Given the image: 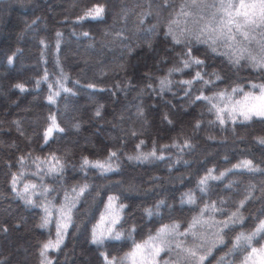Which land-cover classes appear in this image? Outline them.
I'll return each mask as SVG.
<instances>
[{
    "label": "trees",
    "instance_id": "obj_1",
    "mask_svg": "<svg viewBox=\"0 0 264 264\" xmlns=\"http://www.w3.org/2000/svg\"><path fill=\"white\" fill-rule=\"evenodd\" d=\"M191 2L0 0V89L6 91L5 97L0 94V264H41L43 244L56 239V209L65 203V195L71 198L72 189L84 184L88 190L72 210L73 223L60 249L48 250L52 264H105V253L120 261L134 242L146 241L165 225L178 223L183 233L202 210L208 219L223 221L238 208L242 220L226 230L225 244L217 246L212 264L220 257L224 264H241L246 253L230 252L233 238L252 232L264 220V144L259 142L264 118L233 121L223 107L221 124L218 98L223 93L232 104L253 83L264 85V71L239 51V45L247 48L245 43L229 48L219 41L213 45L206 35H189L185 29L192 28V17L181 7L196 11ZM95 5L103 6L102 16H85ZM188 48L202 65L183 66ZM197 71L203 80L193 79ZM201 92L209 99L197 100ZM53 116L63 132L54 129L45 142ZM153 150L156 156L143 158ZM112 152L119 167L111 172L83 165V157L104 162ZM52 153L64 162L62 173L47 171L44 160ZM244 160L257 167H234ZM209 170L217 177L228 171L202 190L199 181ZM25 184L36 185L35 203L17 195ZM109 196L120 209L115 232L121 235L98 244L92 231L107 214ZM48 202L56 207L52 221L41 227L44 209L39 205ZM5 206L15 212L6 214ZM262 237L254 238V246L264 244ZM185 238L176 237L197 243L195 237ZM178 252L175 245L166 248L158 257L160 264L175 260Z\"/></svg>",
    "mask_w": 264,
    "mask_h": 264
},
{
    "label": "snow or ice",
    "instance_id": "obj_2",
    "mask_svg": "<svg viewBox=\"0 0 264 264\" xmlns=\"http://www.w3.org/2000/svg\"><path fill=\"white\" fill-rule=\"evenodd\" d=\"M184 7L187 6L181 7L182 13L186 16L192 17V28L185 29V31H187L189 35H195L197 39L206 35L207 39L211 41L213 45L219 41L227 45L229 48H232L240 43L251 44L255 41L256 34L259 32L262 37L261 42H264V0H219L218 3L214 2L211 4H202L199 3L198 0H192L190 7L196 11L183 12ZM103 12V6L95 5L93 8L88 9L84 15L100 17ZM171 31V26H169V32ZM212 50L216 51V48L213 47ZM239 51L243 52L245 49L240 48ZM185 55L188 57L182 61L185 68L189 67L190 64L199 66L204 63L198 57H193L191 55V48L187 49ZM12 59V56L8 57L9 63L12 62ZM250 59L253 62V67L258 68L260 71H264V57L257 59L254 56H250ZM236 63H239V60H237ZM175 70L180 71V69ZM44 78L47 79V76ZM216 78L219 79V76L217 75ZM193 79L203 80V77L201 76V73L197 71ZM183 83L191 85L192 81H184ZM205 83H211V81H206ZM164 84L165 81L161 80V85L163 86ZM59 86L63 88L62 83H60ZM16 87L22 89L24 85L18 84ZM49 87H51V85ZM89 87H94V85H89ZM253 87H256V85H253ZM65 91L70 90L65 89ZM235 91L236 89H233V92ZM53 95H59V92H55ZM53 95H49L48 99L53 100ZM220 95L223 96L224 94L220 93ZM201 97L205 100L209 99V97L203 96L202 92L200 96L196 97V99H201ZM225 107L228 106L226 105ZM138 112L142 115L143 109H138ZM223 112L224 108H217V119L221 124L225 122L222 115ZM96 114L100 115L99 110H97ZM228 115L233 121H235L237 116L242 117L243 120H251L254 117L264 118V85L260 86L259 95L248 92L244 93L242 99L234 101L228 110ZM197 125H199V122H197ZM54 129L63 132V128L60 127L53 116L51 117V123L44 132L45 142H47L48 138L52 136ZM259 142L264 144V138H259ZM184 144L185 146L191 147L190 141L188 140H185ZM115 155V152L110 153L109 157L104 162L100 160L90 161L87 157H83V165L91 164L102 172H111L119 167V165L112 162V157ZM142 155L144 159H147L148 156H156V152L153 150L151 153ZM133 158L140 159L141 157H129V159ZM24 159V157H20L21 162H23ZM36 159L39 160L40 158L37 157ZM44 162L48 165L47 171L49 173H62L64 170V162L56 156L55 153L46 157ZM242 166L249 168L257 167L252 160H244L241 164H237L234 167ZM37 167L39 168V164H37ZM212 171L213 170H209V172L199 181L202 190H204V186L207 185V182L210 179H219L220 177H223L228 170L221 172L220 177L213 176ZM16 179V176L13 175L12 187L14 190L16 187ZM88 187L87 184H84L78 186V188H73L72 192L74 195L71 198L65 195V203L56 209V212L58 213L56 218V239L54 241L48 240L43 244L41 249L43 260L41 264H52L51 259H49L47 255L48 250L60 249L64 237L67 235V230L73 223L72 210L79 201V198L88 190ZM35 190L36 185L25 184L24 188L20 192H17V195L21 196L26 203L32 204L35 203L32 200ZM47 190V188L44 189L45 192H47ZM186 195L188 201L192 202V194L187 193ZM248 198L249 197L246 196L244 200L239 202L240 207L244 206V203ZM108 199L110 207L114 197L109 196ZM39 206L44 209V216L42 217V223L40 226L46 227L52 221L53 208L56 206L51 204V202ZM207 207L208 206L206 205L205 208ZM212 207L214 209L215 205L213 204ZM238 212L239 208L237 211L232 212L223 221L217 222L219 227L212 233L211 239L205 234H198L196 231H193L196 224L201 222L195 218L192 224H190L183 233L179 232L180 225L178 223H173L171 226L165 225L155 236H149L146 241L142 243L134 242L132 250L126 254V256L120 261V264H125V261H127L128 264H160V261L158 260L160 253L166 248L171 249L173 243H175V248L178 249L179 252L175 260H166L164 261V264H212L213 259H215L213 253L217 249V246L225 244V236L227 235L226 230H229L230 226L236 224L238 220H242V217L238 216ZM149 214L151 215V210H149ZM104 219L105 217L102 215L101 223ZM114 223L115 218L111 220L109 226L101 229L94 227L92 231L93 242L103 244L106 238L113 237L118 239L121 233L113 232L111 224ZM189 232H191L193 237L199 240V243L189 245L186 241L176 239V237L179 236L186 237ZM260 234H264V220H261L252 232L247 234L240 232L233 238L232 249L230 252L241 249L246 253L241 264H264V244H260L258 247L253 244L254 238ZM104 259L105 264H117L116 258L113 257L109 259L106 253L104 254ZM224 259V257H220L217 264H224Z\"/></svg>",
    "mask_w": 264,
    "mask_h": 264
},
{
    "label": "rangeland",
    "instance_id": "obj_3",
    "mask_svg": "<svg viewBox=\"0 0 264 264\" xmlns=\"http://www.w3.org/2000/svg\"><path fill=\"white\" fill-rule=\"evenodd\" d=\"M212 2H215V3H218L219 2V0H212ZM157 13L159 14L160 12H159V8H157ZM261 40H262V37H261V35H260V33H257L256 34V37H255V41L254 42H252L251 44H248V43H245V45H247V48H245V52H246V54H247V56H248V58H250V56H254V57H256L257 59H260L261 57H264V50H262V48H261V44L263 43V42H261ZM240 46V48H242V45H239ZM245 47V46H244ZM235 49V48H234ZM88 55H90L91 56V54L88 52L87 53ZM121 54H119V57L121 58ZM77 60H79V61H84V62H86L88 59H86V58H81V57H79V56H77V58H76ZM100 59V58H99ZM112 61V60H111ZM112 62H114V61H112ZM115 63V62H114ZM87 70H89V67H87L86 66V68L84 69V71L86 72ZM254 85H256V87H253L252 86V90L251 91H249V92H251V93H254V94H256V95H259V93H260V86L262 85V84H256V83H253ZM248 93V92H247ZM0 94H1V97H2V95L5 97L6 96V91L5 90H2V89H0ZM240 99H242V98H239L238 100H240ZM230 100H231V98H227V97H225V96H220L219 98H218V103L221 105V107L223 108V107H225L226 105L228 106V107H226L227 109H229L230 107H231V105L232 104H230ZM77 107V106H76ZM228 112V111H227ZM254 118H256V117H254ZM235 120H243V118L242 117H240V116H237V118L235 119ZM246 121V120H245ZM31 122H33V120L31 121ZM32 125V129H31V131H33V132H35V128H34V126H33V124H31ZM30 127V126H29ZM214 176V175H213ZM217 177V176H216ZM211 180H213V179H210L209 181H211ZM208 181V182H209ZM207 182V183H208ZM206 186H204V188H205ZM109 203L110 202H108V208H107V214L104 216L105 217V219H104V221L102 222V223H100L96 228L97 229H101V228H104V227H106V226H109L110 225V223H111V220L113 219V218H115V223L114 224H111V227H112V229H113V232L115 233V225H116V222L118 221V218H119V215H120V209L117 207V205H116V202H115V200H113L112 202H111V206L109 207ZM7 207V208H6ZM5 213L6 214H13L15 211H14V209L12 208V207H10V206H5ZM111 214V215H110ZM197 219L198 220H200L201 222L200 223H198L197 224V226H195V230H197L196 232L198 233V234H200V233H202V234H205L209 239H211L212 238V233L219 227V225H218V223L217 222H219V221H216V220H214V219H208V217L207 216H205V214H200L198 217H197ZM27 235L29 236L30 234H29V230H30V225H28L27 224ZM194 231V230H193ZM184 232V231H183ZM190 234H188L187 236H186V238L185 239H189L190 237H193L192 235H191V232H189ZM109 238H113V237H109ZM17 240H19L18 242H21L22 240H23V238L20 240V238L18 239V238H16ZM196 240H197V243L199 242V240L196 238ZM9 243H10V246H13V244L9 241ZM187 244H189V242H187ZM173 245H175V243H173L172 244V246ZM85 258H86V255H84V254H82ZM121 261V260H120ZM120 261H117V264H120ZM125 264H128V262L127 261H125Z\"/></svg>",
    "mask_w": 264,
    "mask_h": 264
}]
</instances>
